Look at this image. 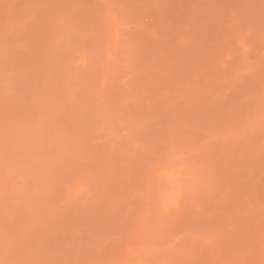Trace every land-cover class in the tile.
Returning <instances> with one entry per match:
<instances>
[{"label":"rangeland","instance_id":"rangeland-1","mask_svg":"<svg viewBox=\"0 0 264 264\" xmlns=\"http://www.w3.org/2000/svg\"><path fill=\"white\" fill-rule=\"evenodd\" d=\"M0 264H264V0H0Z\"/></svg>","mask_w":264,"mask_h":264}]
</instances>
